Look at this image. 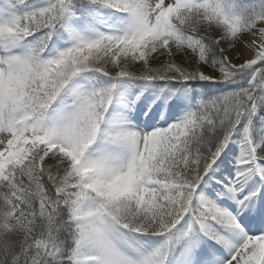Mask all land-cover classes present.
Returning a JSON list of instances; mask_svg holds the SVG:
<instances>
[{
  "label": "snow or ice",
  "instance_id": "obj_1",
  "mask_svg": "<svg viewBox=\"0 0 264 264\" xmlns=\"http://www.w3.org/2000/svg\"><path fill=\"white\" fill-rule=\"evenodd\" d=\"M0 264H264V0H0Z\"/></svg>",
  "mask_w": 264,
  "mask_h": 264
}]
</instances>
